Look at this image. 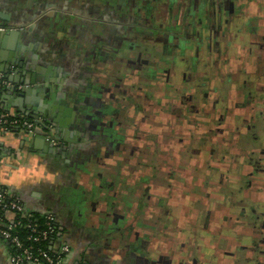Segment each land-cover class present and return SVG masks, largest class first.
<instances>
[{
	"label": "rangeland",
	"instance_id": "rangeland-1",
	"mask_svg": "<svg viewBox=\"0 0 264 264\" xmlns=\"http://www.w3.org/2000/svg\"><path fill=\"white\" fill-rule=\"evenodd\" d=\"M261 1L237 0L235 6L244 4L243 15L233 16L228 23L224 22L226 15L220 20L216 7L207 6L206 14L212 13L211 33L203 27L206 19L199 23L196 15L182 19L187 4L178 9L176 4L170 8L169 2H162L156 4L149 29L130 26L136 31L147 30L152 38L147 40L148 34L142 35L143 39L137 37L139 44L132 50L113 51L111 45L103 46L122 62L113 61L112 68L116 66L120 88L127 95H117L115 100L128 114L121 121L129 127H123L125 144L133 149L129 156L127 148L121 149L111 160L128 161L121 173L135 183L138 177L147 179L141 193L134 194L137 200L133 204L145 213L148 223L155 220L159 227H166L151 232V240L158 241L151 259H158L161 246H172L170 239L162 240L164 234L176 237L180 233L176 248L186 257L185 247L192 244V259L171 258L169 264H209L198 260L201 254L212 264H264L260 245L264 240V200L254 199L264 188V170L259 169L264 168V153L260 152L264 151V107L259 112L252 109V105L259 106L255 101H264V51L260 47L264 43V11L257 7L264 9ZM245 17L253 18L254 23ZM190 21L194 33L189 30ZM185 27L189 28L186 32ZM156 38L159 45L148 43H155ZM166 41L171 42L169 51ZM179 41L188 48L181 53ZM258 57L260 61H256ZM101 67L106 72L109 64ZM147 69L156 72L154 79L143 75ZM105 75L101 72L99 77ZM240 96L244 103L236 102ZM209 101L222 119L208 112ZM244 127L246 132L241 133ZM242 167L251 170L246 173ZM225 197L228 200L223 201ZM230 202L246 206L232 207ZM224 209L234 216L228 222ZM211 215L213 219H209ZM236 226L250 231L239 233ZM180 228L185 230L179 232ZM216 245L221 251H216Z\"/></svg>",
	"mask_w": 264,
	"mask_h": 264
},
{
	"label": "crops",
	"instance_id": "crops-1",
	"mask_svg": "<svg viewBox=\"0 0 264 264\" xmlns=\"http://www.w3.org/2000/svg\"><path fill=\"white\" fill-rule=\"evenodd\" d=\"M162 2H169L170 8L176 4L178 9L182 4L194 3L192 0L130 1L134 9L153 12L156 4ZM128 3V0H0V26L21 32L14 40L3 41L0 37V67L10 66L7 74L12 80L9 81L17 94H21L14 98L12 88L3 91L1 105L15 114L25 108L41 107L48 111L59 140L58 146L53 147L47 140L24 132L0 136V188L24 202L31 211L39 215L49 213L57 219L63 241L70 249L67 264H163L146 252L147 247L150 249L149 231L146 235L139 231L141 247L136 251L132 248L135 241L129 234L130 226L133 233L137 232L127 210L128 199L125 196L119 203L116 193L119 189L112 177L116 161L111 157L117 154L112 143L116 136L103 137L87 124H81L91 120L81 118V99L87 100L91 95L83 83L110 82L108 87H111L114 83L111 78L117 79L112 62L118 60L103 46L111 45L116 51V28L121 26L116 20L121 16L113 15V11ZM94 8L109 10V16L105 15L109 23L97 24L88 21V18L96 20V16L81 15L82 9ZM152 14L136 19L140 24L143 19L151 24ZM81 19L85 25L101 29L81 39ZM104 26L109 29H103ZM110 29L113 30L109 40L101 41V30L108 34ZM104 64H109L106 72L101 67ZM101 72L106 75L99 77ZM27 73H31L29 85L20 82ZM110 98L115 100V94ZM106 119L102 116L101 121L107 122ZM98 142L102 143L97 146ZM122 183L121 192H126L127 179ZM10 250L0 239V264L9 263Z\"/></svg>",
	"mask_w": 264,
	"mask_h": 264
},
{
	"label": "flooded vegetation",
	"instance_id": "flooded-vegetation-1",
	"mask_svg": "<svg viewBox=\"0 0 264 264\" xmlns=\"http://www.w3.org/2000/svg\"><path fill=\"white\" fill-rule=\"evenodd\" d=\"M120 2L122 0H119ZM127 1V0H126ZM131 0H128V4H122V8H115L114 9V13L113 15H116L117 13H119V15L121 16L120 18H118L116 20V22H118L119 25H125L123 24L125 20H127L128 22L130 21L129 24L126 25V27H117L116 28V34H118V42H116L114 44V50H118L120 48H123V47H126L128 48L129 50H132L133 49V46H137L139 43L138 41L136 40L137 37H142V35L144 34H148L147 35V40L148 37L150 35V33L146 31H136L133 27L131 28L130 26H133V25H137V26H142V27H148V29L150 28L149 26L152 25V20L151 21V24L149 22H146V19H143L144 22H146V24H140L139 22L141 21H138V19H140L139 17H142L144 14L146 13H153V10H141V9H134L131 7V3H130ZM194 3L192 4H187L186 7H184V10H183V13H182V19L184 20L185 16H191V17H194V15L197 16V22H201L202 19H206L207 21V24L206 25H203L204 23H201V25H203V27L205 28L206 32H209L211 33V27H210V17L212 15V13H207L206 14V10L205 9L207 6V8L209 7H216V10H217V15L220 17L219 19L221 20L223 18L224 15H226L228 17V19L226 21H224L225 23H228L229 21L232 20L233 16H240V15H243V12L241 11V9L244 8V4L240 3V5H236L238 2L237 0H192ZM260 3H263V0L260 2ZM239 4V3H238ZM204 7V10L202 9ZM260 10V12L262 13L264 11V9L260 7V5L257 6ZM195 9H198V11L195 13ZM126 12V14L128 15H124ZM110 12L109 10H102V9H86V10H81V15L83 16H88V17H91L93 18V15L96 16V20L93 18V20H91L90 18H88V21H97V24H101V23H109L108 21L110 20H106L105 19V15L109 16ZM81 16V18L83 17ZM138 18V19H136ZM90 19V20H89ZM176 19V17H175ZM246 20H252V23H254V19L253 18H249V17H245ZM87 21V22H88ZM114 21V20H112ZM84 20L81 19V39H83L84 35L86 36V34L88 35H93L95 34V32L99 31L101 29V27L99 26V30H96L98 29V26H92L90 27L89 25H85L84 23ZM120 22V23H119ZM137 22L139 24H137ZM149 23V24H148ZM148 24V25H147ZM222 23L220 22V25ZM190 26L191 28H184V31L186 32L187 29H189L190 31H192V33H194L195 31L193 30L194 27L193 26V21H190ZM112 28V27H111ZM129 28V29H128ZM1 29H8L7 27H1ZM105 30L109 29L108 27L104 26ZM151 29H153L151 27ZM176 29H179V27H177ZM113 29H110L108 31V34L105 33L104 31L101 30L100 34H101V41L103 40H106L104 41L105 43L109 40V33H111ZM215 31L213 30V33ZM197 35L199 37V34H200V31L197 30ZM223 35L225 36L226 35V31H223ZM172 37V36H171ZM152 38V37H151ZM173 38V37H172ZM138 39V38H137ZM143 39V37H142ZM171 40V38H170ZM169 40V41H170ZM169 41H166V44H165V47H168V51H169V47H170V43ZM160 41L158 40V38L155 39V43L153 41H150L148 42L149 44H155V45H159ZM262 42H264V36L262 38ZM102 44V43H101ZM179 50H180V53L181 51L186 48L185 47V44L182 42V41H179ZM260 45V44H259ZM260 47L262 48V50L264 51V43L260 45ZM190 48V47H189ZM188 49V48H186ZM156 50H157V47H156ZM165 50V49H163ZM256 53V52H255ZM165 54V53H163ZM135 58V57H134ZM256 61H260V57H258L256 59ZM118 63H122L121 61H118ZM262 68H264L263 66H261ZM193 70V69H192ZM2 73V72H1ZM4 74V73H3ZM6 75V74H4ZM143 75L146 77H149L150 79H154L155 78V75H156V72L155 71H152L151 69H147L146 71L144 70L143 72ZM124 78V77H123ZM7 79L9 80V77L7 76ZM111 79H113L112 81L114 83H112V86L111 87H108L109 86V83L110 82H107V84H103V85H92L90 82H89V85L88 83L87 84H84V88H85V85H87V87L89 88L90 90V98H88L87 100L85 99H81V118H89L91 119L90 121L88 120L87 122H84L82 121L81 124L83 125H88V128L92 129L95 134H100L101 136L105 137L106 135H109V134H112V135H115L116 136V140L113 141L114 143H112V146H113V149L118 152L119 150L121 149H124V148H127V150H129V153H128V156L131 154V151L133 149H131L128 145L125 144L126 142V134L124 133L123 131V127L124 128H127L129 129L128 125H125L123 124V121L122 120V117H124V115L126 117H128L126 115V113L124 114V111L122 109V107H120L117 103L116 100L114 99H111L110 98V95L112 93L115 94V96H125L127 95V91H123L121 90L120 88V85H121V82L118 81V77L117 79L114 80V78L112 77ZM110 81V79L108 80ZM125 81H128V78H126ZM12 82V81H11ZM128 87V86H127ZM232 91V90H231ZM81 93H82V90H81ZM228 96L229 98L231 99L230 95L231 93H229L228 91ZM87 97V96H86ZM108 98V99H107ZM115 98V97H114ZM93 102V103H92ZM103 102V103H102ZM236 102H239V103H244L245 100H244V97L243 96H240L238 97V99H236ZM256 104H259V106H255V105H252V109L253 111H261V108L264 107V101H260V100H257L255 101ZM129 104V103H127ZM119 107H118V106ZM129 108H133L132 105H129L128 106ZM230 107L231 108H234L233 104L230 103ZM208 108H209V113L215 115L216 119L217 120H220L222 119V116L221 114L219 113L220 111L217 109L216 111H214V109L212 108L211 106V101L208 102ZM131 110V109H130ZM45 111V110H43ZM45 117H49V120L51 118V113H49L48 111H46L45 113H42ZM113 115H115V117L117 118V120L113 119ZM247 117L248 118H251L252 117V114L248 115L246 113ZM102 116H103V119L104 117L106 116V120L107 122H103L101 121L102 119ZM238 117V115H236ZM233 121H234V118H231V122L232 124H230V126L232 127L233 125ZM217 129H220V128H217ZM216 129V130H217ZM246 127L242 128L240 130L241 133H245L246 132ZM101 137V138H103ZM103 141V140H102ZM105 141V140H104ZM103 141V142H104ZM58 144V141H56ZM100 143L102 142H98L96 143V145H100ZM55 144V145H56ZM262 153H264V151H260ZM247 152H244V155H246ZM263 157L261 156L260 159H262ZM129 166V163L128 161H121V162H118V160L116 161V165H114V170H113V174H112V177L114 178L115 180V183L117 184V189H119L117 193V196H118V200H119V203L121 202V199H123L125 196L126 198L128 199V203H127V210H130V216L132 217V220H133V228L136 229V232L137 233H133L132 232V227L130 226L129 228V234L130 236L133 237L134 239V245H132L133 249L136 251L137 249H139V247H141V245L139 246V244L141 243V241H139L138 239V236H139V231L140 233H145L147 231H149L150 233L154 230V229H160L162 231H165L166 230V227L165 226H160L157 224L158 222L157 221H152V222H149L145 219V213L143 211H139L138 210V206L137 204H133V200L136 199L137 200V197H135V193H141V190L143 189V186L147 183V179L145 177H138V179L136 180L137 182L135 183L133 179L130 178V176H127L124 177L123 174L121 173V169H125ZM260 170H264L263 167H259ZM242 170L243 171H246V173H248L251 168L250 167H245L243 168L242 167ZM252 171H257L256 168H252ZM127 179V187H126V192L123 191L121 192L122 190L120 189L124 187L122 181L126 180ZM263 183V182H262ZM253 185H256L257 183H251ZM116 186V185H115ZM121 192V193H119ZM246 195V194H245ZM129 198H130V201L129 202ZM148 198V197H147ZM255 200H259V201H263L264 200V188L261 189L260 193H258L255 198ZM225 200H228L227 197H225L223 199V201ZM122 204V203H121ZM230 205L232 207L234 206H243L245 207L246 205L244 203H241V202H238V203H234V202H230ZM122 207L124 208V204H122ZM142 209L144 210L145 207L143 206ZM225 211V220L228 222L230 219H232L234 216L232 214H230L229 212L226 213V210L224 209ZM209 219H213L212 215L209 217ZM213 223V222H212ZM157 224V226H156ZM232 227H234L232 224L230 225ZM238 228V231L239 233H246L250 230L246 229V228H243V227H240V226H236ZM183 230H185V228H180V231L179 232H182ZM188 230H193V228H188ZM254 230V229H252ZM255 231V230H254ZM263 233V238H264V230L262 231ZM144 235V234H143ZM146 235V233H145ZM141 236V234H140ZM148 238V236H147ZM150 238V241L148 242V245L150 247V249H148L147 247V253H152V248L157 245L158 241L154 242L151 240V237L149 236ZM180 233L177 234L176 237H169L167 236L166 234H164L162 240L164 242H167L169 241H172V246L171 247H168L167 245L165 246H161V254L158 256V259L160 262H162L163 264H169L170 263V259L171 258H174L176 260H180V259H187L189 257V259L191 260V251H192V247L193 245H189L187 247H185V250H186V254L187 256L186 257H183L179 254L176 246L177 244L179 243L180 241ZM140 242V243H139ZM232 243V242H231ZM237 244V243H236ZM260 245L264 248V240L261 241ZM220 245H216L215 248H216V251H221L220 250ZM142 249H144V247L142 246ZM170 250V254H167L166 251L167 250ZM240 252V251H239ZM241 255L244 254L245 252H240ZM241 258V257H240ZM198 260L199 261H205L206 263H209V264H212L211 263V259L208 258L207 260L204 259L203 255L201 254L200 257H198ZM241 260H243V258H241ZM218 264H225L224 262H218Z\"/></svg>",
	"mask_w": 264,
	"mask_h": 264
},
{
	"label": "built area",
	"instance_id": "built-area-1",
	"mask_svg": "<svg viewBox=\"0 0 264 264\" xmlns=\"http://www.w3.org/2000/svg\"><path fill=\"white\" fill-rule=\"evenodd\" d=\"M10 88L13 85L7 74L0 72V97L3 91ZM50 128L41 118L34 120L22 113L5 111L0 102V136L23 132L34 135L38 130L50 131ZM49 143L53 146L57 142L50 138ZM35 215L39 214L0 188V239L11 249L8 264H67L70 249L63 241L57 219L49 213L39 215L38 219ZM26 231L28 235L25 239L30 243L24 242L20 236ZM42 243H45L46 249L40 247Z\"/></svg>",
	"mask_w": 264,
	"mask_h": 264
},
{
	"label": "water",
	"instance_id": "water-1",
	"mask_svg": "<svg viewBox=\"0 0 264 264\" xmlns=\"http://www.w3.org/2000/svg\"><path fill=\"white\" fill-rule=\"evenodd\" d=\"M1 28V26H0ZM33 28V27H32ZM31 28V29H32ZM29 29V30H31ZM20 30L17 29V28H9V29H1L0 30V37L2 38L3 41L7 40V39H10V40H14L15 38L17 39L19 36H20ZM14 49V48H13ZM15 51V50H14ZM9 65L8 66H1L0 67V72L4 73V74H7L8 72V69H9ZM7 76L11 79L10 75L7 74ZM30 78H31V73H27L25 75V79H19L21 83H24L25 85H29L30 83ZM37 91L40 90V89H37L35 88ZM12 93H15L14 95V98L18 96H21V94H17V92L14 90V88L11 89ZM18 98V97H17ZM47 98H49L47 96ZM46 111H43L42 108L40 107L39 109H31V108H25V109H21L19 113H22V114H25L26 116H28L29 118L31 119H38V118H41L45 124L49 125L51 128H50V131H44V130H38L35 132L34 135H37L39 137H41L42 139H45L48 141V144L49 143V139L50 138H53L55 141H58V136H57V132L54 130V126L53 124L51 123V119L49 120V117H45L42 113H45ZM58 146V144L54 145L53 147H56Z\"/></svg>",
	"mask_w": 264,
	"mask_h": 264
},
{
	"label": "trees",
	"instance_id": "trees-1",
	"mask_svg": "<svg viewBox=\"0 0 264 264\" xmlns=\"http://www.w3.org/2000/svg\"><path fill=\"white\" fill-rule=\"evenodd\" d=\"M1 153H2V149L0 150V155H1ZM2 189V188H1ZM35 217H37V219L38 218H40V216L39 215H35ZM27 231H26V233H21L20 234V236H21V238L23 239V241L24 242H28L25 238L27 237ZM28 243H30V242H28ZM32 244V243H31ZM33 246H35L36 244H32ZM40 247H43L44 249H46V247H45V243H42L41 245H40Z\"/></svg>",
	"mask_w": 264,
	"mask_h": 264
}]
</instances>
